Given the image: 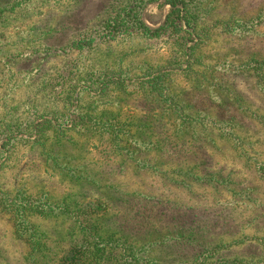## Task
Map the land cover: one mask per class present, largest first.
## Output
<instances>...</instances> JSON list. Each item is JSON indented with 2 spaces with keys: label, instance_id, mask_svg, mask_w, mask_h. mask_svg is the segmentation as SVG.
Instances as JSON below:
<instances>
[{
  "label": "rangeland",
  "instance_id": "obj_1",
  "mask_svg": "<svg viewBox=\"0 0 264 264\" xmlns=\"http://www.w3.org/2000/svg\"><path fill=\"white\" fill-rule=\"evenodd\" d=\"M194 1L181 31L111 38L133 0H0V264L37 243L50 264H125L94 231L147 247L136 264H264V0Z\"/></svg>",
  "mask_w": 264,
  "mask_h": 264
},
{
  "label": "trees",
  "instance_id": "obj_2",
  "mask_svg": "<svg viewBox=\"0 0 264 264\" xmlns=\"http://www.w3.org/2000/svg\"><path fill=\"white\" fill-rule=\"evenodd\" d=\"M161 0H133L132 3H130L129 5L123 7L122 9L119 10V13L117 14V16H115L113 18V20L111 21V24L108 26L107 25V30L109 32V36L111 38H114L115 36H119V35H132L133 32L137 31L139 33H141L142 35H158L160 32L166 34L168 31H181L182 27L186 26L190 20V17L188 16V12L189 9L191 8L192 5H194L196 2L194 0H164V3L168 6V13L167 16L164 20V23L161 27H159L158 29L151 31L149 30L141 21L140 18V13L141 11L149 4L155 3V2H159ZM155 89L156 91H158V98L163 99V101L169 105V99H176L177 103H179L177 96L174 95H169L168 90L166 87H162L159 84V81L155 80ZM260 86V87H259ZM258 88L261 90V93L264 94V87L262 85H259ZM183 104V103H182ZM178 105V104H177ZM174 105L172 103H170L169 107H172L174 110V113L178 114L179 116L182 114H184L183 110L180 112L178 109V107H173ZM251 116H256L254 115V113L251 114ZM183 117H185L183 115ZM259 118V117H258ZM221 122V123H220ZM226 122L224 120H220L219 121V130L224 131L226 129ZM227 132V131H226ZM183 133V132H180ZM126 134H131L132 136L130 137L132 139V142L134 143H140L142 145L144 144H149L151 147H153L154 149L152 151H154L156 149L155 144H157L156 142H145V141H141L139 142L137 140V138L134 136L135 134L133 133H129V131ZM224 135L229 136V139L231 142H235L236 144L239 145V142H241V138L238 135H234L230 132L225 133ZM123 136L124 134L121 133V136L117 137V143L116 146L121 144L123 142ZM125 138V137H124ZM126 139V138H125ZM228 140V141H229ZM256 161L255 164V168L262 173L263 179H264V162H259L256 159H254ZM147 167H150L146 162H145ZM258 167V168H257ZM21 218L19 217V220ZM95 234L93 235V238L95 240H98L99 242H101L102 244H109V247H113L115 246H128L130 248L129 251H124L123 255L121 256L123 261L125 262V264H136V262L134 261H140L139 255L138 253L143 252V250L145 252H150L148 251L147 247L142 246V247H138L137 249H134L132 244H130L127 240H125L122 237L116 236V239H114L113 235H109L106 237H102L97 233V231H94ZM21 236V235H20ZM29 243L32 244L33 241L32 239L29 240ZM242 243V241H236L234 242V244H240ZM40 247L41 250H39V252L37 254H33V252H36L34 248L31 249V251H29V253L25 256V262L26 264H50L51 259V255H53V253H51V250L47 247L44 246V244H39L37 243ZM218 251H219V247H215V248H210V249H206L204 251H202L194 260V263L197 262L200 259H204V260H213L215 259V264H222V263H226V264H236L238 260L237 258H222L220 255L218 256ZM106 252V251H105ZM83 256V255H82ZM86 256V257H85ZM85 259L84 264H101L97 261L94 260H88L87 258H90L89 254H85ZM152 261L156 264V259L152 258ZM158 262V261H157ZM159 263V262H158ZM111 264V263H108ZM160 264V263H159Z\"/></svg>",
  "mask_w": 264,
  "mask_h": 264
}]
</instances>
